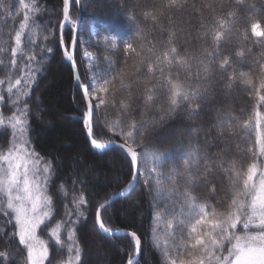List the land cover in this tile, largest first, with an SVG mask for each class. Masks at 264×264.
<instances>
[{"label": "trees", "instance_id": "16d2710c", "mask_svg": "<svg viewBox=\"0 0 264 264\" xmlns=\"http://www.w3.org/2000/svg\"><path fill=\"white\" fill-rule=\"evenodd\" d=\"M63 17L64 0H0V157L19 149L43 169V264H128L135 240L105 236L97 211L127 188L134 163L118 147L95 151L87 137V104L62 47L74 30L62 33ZM70 19L93 139L139 159L134 189L101 214L107 229L140 239L135 264H164L154 242L162 225H174V260L194 259V207L229 224L213 263L235 233L264 236V221L230 220L264 182V0H72ZM3 209L0 264H28Z\"/></svg>", "mask_w": 264, "mask_h": 264}, {"label": "rangeland", "instance_id": "374dc122", "mask_svg": "<svg viewBox=\"0 0 264 264\" xmlns=\"http://www.w3.org/2000/svg\"><path fill=\"white\" fill-rule=\"evenodd\" d=\"M103 2V6H105ZM0 89V105H1ZM4 125L0 112V130ZM43 169L29 156L28 152L9 150L0 157V203L3 213H7L14 223L17 238L27 247L28 264H43L47 249L39 238L42 222L48 215V199L45 193ZM189 213L187 234L199 235L198 249L194 259L175 261L173 249L174 225L161 226L156 231L154 242L163 256L164 264H264V236H240L235 233L228 255L222 261L213 263L215 250L219 246L218 237L229 235V224L210 221L206 211L194 207ZM232 225L238 222L254 225L264 221V182L255 190L246 205H239L230 218ZM56 233L58 232L57 229ZM177 233H175L176 238ZM90 248V244H87ZM175 251V250H174ZM70 261V264H75Z\"/></svg>", "mask_w": 264, "mask_h": 264}, {"label": "water", "instance_id": "95a60500", "mask_svg": "<svg viewBox=\"0 0 264 264\" xmlns=\"http://www.w3.org/2000/svg\"><path fill=\"white\" fill-rule=\"evenodd\" d=\"M70 3H71V0H69V3H67V0H64V17H63V21H62V31H64L66 29V27L71 26V24H70ZM74 30H75V38H74L73 42L71 43L69 50H67L65 47H63V49H64V53H65V57H66L67 61L71 64V66L73 68L76 83L79 86V88L81 89V91L84 95V98H85V102L87 104V108H88L87 113L89 115V123H90L89 128L87 130V137L91 141L93 149L99 153H103V152H105L108 149L113 148V147H118L120 149L125 150L126 152H128L132 156L133 161H134V167H135L133 178H132L131 182L129 183V185L127 186V188L125 189V191H123L122 193L112 197L110 200H108L102 206L99 207V209L97 211V224L99 226L100 231L107 237L127 235V236H131L134 238V240L136 242L137 249H136V254H135L133 260L129 264H135V263H137V261L140 259V256H141L142 244H141L140 239L134 233H132L130 231H126V230L110 231V230L105 229V227L102 223L101 213L115 199L128 195L134 189V187L136 186L138 179H139V160H138L137 154L130 147H128L124 144L118 143V142L113 141V142H110L108 144H104V145L102 144L103 146L100 149L96 148V146H95L96 142L93 139L94 106H93V102H92V99H91L90 94H89V89L81 81L79 71H78V68H77L76 63H75L74 56H75V52H76V48H77L78 26L76 28H74Z\"/></svg>", "mask_w": 264, "mask_h": 264}, {"label": "bare ground", "instance_id": "6f19581e", "mask_svg": "<svg viewBox=\"0 0 264 264\" xmlns=\"http://www.w3.org/2000/svg\"><path fill=\"white\" fill-rule=\"evenodd\" d=\"M67 3H69V0H67ZM95 146H96V148H98V149L102 148V145H101L100 143H96Z\"/></svg>", "mask_w": 264, "mask_h": 264}]
</instances>
